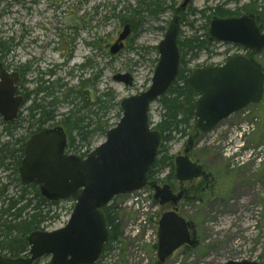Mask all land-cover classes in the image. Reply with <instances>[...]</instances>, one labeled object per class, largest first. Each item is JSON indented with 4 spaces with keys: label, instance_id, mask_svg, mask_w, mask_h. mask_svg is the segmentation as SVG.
I'll use <instances>...</instances> for the list:
<instances>
[{
    "label": "rangeland",
    "instance_id": "obj_1",
    "mask_svg": "<svg viewBox=\"0 0 264 264\" xmlns=\"http://www.w3.org/2000/svg\"><path fill=\"white\" fill-rule=\"evenodd\" d=\"M154 1L158 0H0V44L13 50L9 56L3 50L0 63L20 69L28 65L31 71L26 72L25 78L30 83V92L36 96L40 74L57 66H65L64 58L55 50L58 48L65 54L68 46L66 40L73 44L69 47L71 58L68 67L58 70L56 76L51 78L56 90L59 89L58 81L64 87L63 94L58 93L61 102L55 108L56 121L50 124L51 128L59 126L62 115L73 107L65 102L69 90L84 88L83 84L88 81V90H84L91 96L92 103L102 93H113L116 103L120 104L122 100L140 95L151 87L159 59L156 48L163 41L173 16L184 0H160V3H165L164 9L149 6ZM250 2L252 0H237L228 4L225 10L234 13ZM218 5L224 6L220 0H193L188 10L183 15L180 13L183 19L180 41L184 42L194 34L190 24L199 29L207 22L200 17V12L205 8L215 10ZM193 11L197 12L194 17ZM212 13L207 15L213 17ZM126 25H132V34L120 55L113 56L110 49L117 43ZM81 27L83 31L79 32ZM204 33L201 30L199 35ZM231 52L230 47L213 46L201 53L188 68L195 71L199 67L223 64ZM257 61L264 67V53L257 57ZM119 75L133 77L132 88L117 83L114 77ZM95 77L98 79L94 83ZM262 100L259 106L251 107L250 116H247L250 120L257 118L260 121L255 133L245 142L244 150L251 152L252 158L247 156L237 161V155H232L239 144L236 128L246 119L244 114L221 122L214 132L202 135L195 143L193 159L212 174L216 188L203 196L201 188L190 187V197L195 196L197 200L183 202L180 214L194 223L200 245L193 250L182 247L166 264H228L229 261L264 264V96ZM121 112L119 106L108 113L107 120L111 126L120 122ZM163 114V108L155 102L150 114L154 126ZM194 134L191 130L188 138L177 136L167 145L174 162L178 155L184 154ZM105 141V137L97 136L89 148L84 147L81 152L78 148L71 151L80 157L84 152L94 151ZM159 178L163 177L160 175ZM146 193H149V200L154 190L148 189ZM201 197L204 201L198 203ZM125 200V197L117 198L110 205L115 206V212L119 215L124 237L114 253H107L98 264H157L155 247L159 243H155L153 235L147 238L148 233L142 225H138L141 234L135 235V212L129 205L122 206ZM73 207L74 201L62 202L58 210L50 215L56 218L47 223L45 229L50 232L63 229L72 216ZM150 210L155 214V221L169 212L152 201ZM152 219L149 220L150 229L155 230L158 226ZM50 263V257L38 262Z\"/></svg>",
    "mask_w": 264,
    "mask_h": 264
},
{
    "label": "water",
    "instance_id": "obj_2",
    "mask_svg": "<svg viewBox=\"0 0 264 264\" xmlns=\"http://www.w3.org/2000/svg\"><path fill=\"white\" fill-rule=\"evenodd\" d=\"M193 0H185L186 9ZM254 14L222 19L217 16L209 23L208 36L212 43L243 47L255 56L264 53V33ZM180 18L173 17L169 30L157 47L159 63L151 87L131 98L122 100V119L106 134V141L87 158L67 156L66 136L60 128L43 131L33 136L26 145L25 158L19 174L25 184H38L42 195L62 202L74 199L76 206L66 227L53 233L36 232L28 236L30 257L10 260L0 257V264H34L50 256L51 264H97L109 241V228L102 210L116 197L136 193L147 186V174L156 163L162 136L150 126V110L164 97L179 76L181 53L179 50ZM117 43L111 47L113 56L124 49L131 35L126 26ZM0 116L13 122L23 102L15 97L17 75L1 71ZM13 78V80H12ZM119 84L132 88L133 77H114ZM185 88L198 94L195 106L196 129L208 135L222 121L241 113L245 108L262 103L264 95V68L254 58L241 56L230 59L224 66L198 68L185 80ZM188 142L185 155L175 161V178L185 183L209 176L188 156L193 148ZM154 200L161 206L171 205L159 223L158 264H165L174 253L186 247L197 248V232L193 222L179 215L182 193L174 195L167 186L153 185ZM228 264H261L233 262Z\"/></svg>",
    "mask_w": 264,
    "mask_h": 264
},
{
    "label": "trees",
    "instance_id": "obj_3",
    "mask_svg": "<svg viewBox=\"0 0 264 264\" xmlns=\"http://www.w3.org/2000/svg\"><path fill=\"white\" fill-rule=\"evenodd\" d=\"M164 4V2L160 3V0H158L151 2L149 6L163 8ZM226 6V4L224 6L218 5L215 10L205 8L204 11L199 13L200 17L204 18L203 20H207L204 26L197 29L194 27V24H190L194 34L186 38L184 42H179V50L181 53L180 74L167 94L157 101L164 111L161 120L155 125V130L157 129L162 136V144L158 153V159L147 174L148 183H163V180L159 178L160 175L168 168L173 167L175 169L174 157L170 156V148L167 145L175 141L177 136L188 138L189 132L193 130L195 136L190 138V140L195 144L199 137L203 135L195 127V106L198 95L185 88L184 81L193 73L188 68V65L193 63L201 53L213 48V44L206 32L212 17L207 14L213 12V17L218 16L226 19V17L239 15L243 11L253 10L258 13V10H260L261 14L264 15V0H256V2L252 0V2L247 4L246 8H240L234 13L226 11ZM126 13L129 14L130 10L126 11ZM196 14V11L192 12L193 17ZM125 22L130 23V21ZM201 30L205 32L203 35H199ZM188 57L189 60H187ZM97 79L98 77L94 78V83ZM50 81V78L45 80L43 77L38 80V94L35 96V99L39 101L37 103V109L40 110V113L39 115H34L32 118L36 128L38 125L41 127L49 122L51 124L56 121L55 115L57 111L55 108L56 106L58 108V104L61 102L58 93L63 94L64 87L61 85L56 90L54 84L52 85ZM87 85H89V81L83 84L84 88L79 87L78 90L75 88L69 90L65 102L70 103L73 107L69 112L62 115V120L59 121V126H57L64 131L69 140L67 147L68 153L73 152L71 151L73 148H78L80 152L84 147L89 148L94 137H105L107 132L113 129L114 126L110 125L109 120H107V115L112 109L119 107V104L116 103V96L113 93H102L100 97L96 98V102L92 103L91 96L86 91L88 90ZM39 95L42 96L38 98ZM151 125L154 126L152 122ZM77 143L81 148L77 146ZM4 152L7 153L9 151L4 149ZM89 153L90 151L84 152L80 157L84 158ZM170 178L173 179V172ZM21 199L9 197L2 202V208L0 209V231L7 234L9 238H6L9 242H15L17 240L16 236H14L15 233L20 237L27 233L32 234L33 230H38L41 228L40 226H45L47 223H50L52 219L56 218L50 215L54 210H58V207L62 204L51 201L42 195L40 202L37 204H35L34 199H27L24 204L25 207L23 208L19 206ZM64 202L73 201L68 200ZM114 207V205L108 206L103 210L110 235L104 256L107 253L108 255L114 253L117 249L116 246L121 243V239L124 237L121 224H119V215L115 212ZM23 212H25V215H23ZM6 250L8 253L18 252L13 246L6 248Z\"/></svg>",
    "mask_w": 264,
    "mask_h": 264
},
{
    "label": "flooded vegetation",
    "instance_id": "obj_4",
    "mask_svg": "<svg viewBox=\"0 0 264 264\" xmlns=\"http://www.w3.org/2000/svg\"><path fill=\"white\" fill-rule=\"evenodd\" d=\"M220 1L223 2L224 5L226 4L227 6H229L228 4L236 2L237 0H220ZM191 3L188 5L186 9H182L181 7L182 4H181L180 9H178L175 13V17L180 18L179 36L181 34V23L183 20L180 13H182L183 15L188 10ZM246 6L247 5H242V7L240 8H246ZM251 14H255L257 17L259 16L258 25L262 29H264V15L261 14L260 10H258V13L253 10L247 11V12L243 11L239 15H235V16L228 17V18L243 17V16H247ZM126 26H124V28ZM128 26H131V29H132V25H128ZM80 31H83L82 27L79 28V32ZM127 40L124 43L125 46H126ZM65 44H68L65 54L62 53L58 48L55 50V53L59 52L60 55H62V57L64 58L65 66H62V67L57 66L54 68V70H49V71H46L45 73H41L40 74L41 78L48 77V79L49 78L51 79L52 77L56 76L58 70L68 67V63L71 58V55L69 54L70 53L69 47L72 46L73 44L69 43L67 40ZM6 48L7 46L4 47L3 45L0 44V58H1L3 50H6V53L8 56L13 53V50H11V48H8V49ZM233 49L235 48L233 47ZM250 56L252 55L250 54L246 55V57H250ZM0 65L2 66L1 71L4 70V72L10 76H14V75L18 76L19 81L15 83V89H16L15 97H20L23 99V102L20 104L18 108L19 111L17 113L16 119L13 122L4 121V118L0 116V209L2 208L1 207L2 202L8 199L9 197L22 198L19 206L24 208L25 207L24 204L26 203L27 199L28 200L34 199L35 204H37L40 202V199L42 196L41 189L38 184H25L22 181L21 176H19L18 174L19 170L21 169L23 165L22 162L25 158V153H24L25 146L28 143V140L32 136L38 134L39 132L49 130V128L51 127H50V122H49L48 124L41 126V127L38 125L36 128L34 120H32L34 115L36 114L39 115L40 110L37 109L38 101L34 99L35 96L32 95V93L30 92V89L28 88L30 83L27 82L25 78V75L27 74L26 72L31 71V69L27 67L28 65H24L23 69H20L18 67L9 68L2 63H0ZM84 72L85 71L83 70L82 73ZM58 84L59 86H61L60 81H58ZM4 149L8 150L9 152L7 153L4 152ZM186 149L187 147L185 148V150ZM185 150H184L183 155H185ZM194 150H195V145L193 146L192 149H190L188 156H190L193 163H195L198 166L200 165L203 166L201 163L193 159ZM174 168H175V162H174ZM203 168L206 174L209 176V179L201 177V179H195L190 182L182 183L178 181L177 178H175L176 168L173 169L172 167V168H168L166 171H164L161 174V176L163 177L161 179L163 180V183L161 182L154 183V184L149 183L151 184L149 188L150 190H152L153 185H160L162 187L167 186L168 188L172 190L173 194L176 196L182 193V200L180 201V204L178 206V209L180 210V206L182 205L183 202L188 203L191 200L193 201L197 200L195 196L190 197V187L193 188L195 186H198L199 188H201L202 189L201 193L203 194V196H205L207 193H212V191H214V188H216L215 178L212 176V174L208 173L205 166H203ZM172 172H173V179L170 178V176L172 175ZM201 180H203L202 181L203 183L200 184ZM203 201H204V198L201 197L198 203H202ZM162 208H166L168 211H170L171 205L167 207H162ZM23 215H25V212H23ZM40 227H41L40 229L35 230V231L33 230L32 232H42L45 230L44 226H40ZM27 235H29V233L20 237L17 235V233H15L14 236H16L17 240L15 242H9L8 239L6 238L8 237L7 234L0 231V257L2 256L3 258H7L10 260L11 259L12 260H22V259L29 258L31 249H29L30 246H29ZM11 246L17 249L18 252L8 253L6 248L11 247ZM185 249L190 250L186 247Z\"/></svg>",
    "mask_w": 264,
    "mask_h": 264
},
{
    "label": "built area",
    "instance_id": "obj_5",
    "mask_svg": "<svg viewBox=\"0 0 264 264\" xmlns=\"http://www.w3.org/2000/svg\"><path fill=\"white\" fill-rule=\"evenodd\" d=\"M247 116H250V112H245L244 113V118H248ZM246 119L244 122L238 126L236 129L238 136L242 143L250 136L252 133L255 131L256 126H257V120H253L252 122H247ZM244 144V143H243ZM129 205V208L137 214V219L138 223L147 225V218L149 216L150 212V201H148V195L145 194L144 192H139L137 194H134L130 197L128 200L127 204L125 205L126 207ZM151 233V232H150Z\"/></svg>",
    "mask_w": 264,
    "mask_h": 264
}]
</instances>
